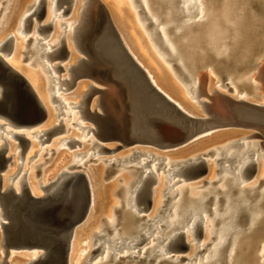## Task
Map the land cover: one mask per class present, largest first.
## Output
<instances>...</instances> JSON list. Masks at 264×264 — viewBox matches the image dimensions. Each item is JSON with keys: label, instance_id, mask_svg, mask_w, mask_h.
<instances>
[{"label": "bare ground", "instance_id": "6f19581e", "mask_svg": "<svg viewBox=\"0 0 264 264\" xmlns=\"http://www.w3.org/2000/svg\"><path fill=\"white\" fill-rule=\"evenodd\" d=\"M120 1H121V5H119V10L121 13H123L124 17L128 20L127 22L130 24V27H131V30L133 32L134 37L140 43L139 45L141 46V49H142L141 52H139L140 53L139 56H140V58H142V60L140 59L141 62L139 63V61L136 60L135 56L132 55V50H131V52L129 50L131 55L140 64L139 66H142V64H143L146 67L151 78L148 75L147 71L146 70L145 71H146L150 81L152 79V81L155 83L154 84L151 81L157 89H159L161 92L163 91L165 93L164 94L162 92L164 95H166L170 100H172L178 107L183 109L185 112H187L190 115H193L195 117H203V114L201 113L200 108H196V107L187 105L186 102H185L186 104L183 103L180 99V93H178V92L176 93L174 91V89L172 90V89H170V87L168 88L167 78L165 77L161 66H159V60L156 59L155 55L154 56L152 55L153 53H151L150 47H149L147 41L145 40L143 33H141V31L138 29L137 25L135 24V22L132 18V14L130 12V9H129L128 5H126L125 0H120ZM128 1L131 5V8L134 9L133 0H128ZM152 1H154V0H142L143 8L142 7L140 8L141 9L140 12H143V14H145V16L149 20L151 19L154 22V24L157 26V28H159L160 34L162 36L161 41L163 42V44L166 47V50H167L166 54L167 55L166 54L161 55L158 52V50L152 45V43H151L152 41H151V39H149V36H147V32L145 31V27L141 23V21L139 20V17H138V21L140 23V26L143 28L147 38L149 39L152 47L156 50V53L161 58V60H163L164 62H166V61L174 62L175 61V62H178L180 64V67L182 69L181 72L184 74V76H182V78L186 79V81L189 82L187 84H183L186 87L187 91L191 87V85H195L194 91L196 93H198L197 89H198L200 77H198L197 65L198 64L203 65L204 63L207 62V59H210L211 61L215 62V64H214L215 66H214L213 70L216 69L217 72L215 70H214V72L219 73L221 75V76L219 75V78L222 76L224 77V76L229 74V73L227 74V70H226L227 67L228 68L229 67L234 68L235 72H238L239 69L245 68L244 72L239 76V78H233L232 74H231V76H226L227 79L225 80V83L223 84L224 85L223 87H226V88H224L225 90L222 88L220 90H217L215 88L213 90H211V87L208 84V87H209L208 89L210 90L209 91L210 94H208V98L210 97V100H209L210 101V109L214 113V119L218 122H221V123H235L236 125L232 126L233 128H227V129L218 130V131L214 130V132H210V133L202 136L203 138L197 137L196 139L190 141L189 143H187L185 145L181 144L182 146L180 145V146H178V148L172 149L173 151L181 150L183 152L181 155H182V157H184V159H181V158L180 159H171V157L166 158L165 166H167V168H168L166 171L173 170V172L171 174H169V176L166 177V180L169 182L170 180H168V179H170V177H173L174 175H180L181 176L183 174L181 167L184 166L185 161L188 160V159H185V156L187 155V153L189 151L193 150L190 147L192 145L200 143L199 141H202L201 143L213 142L215 140L219 141L218 139L224 135H227V136L230 135L229 137H225V138H227V140L234 139L233 141H229V142H231L230 143L231 145L234 144L235 142H238L237 140H235V138H237V137L240 138V136H243V137H241L239 140H244V139L249 138V137H257V138H260L261 141L244 143L238 149H234V147L231 146V148L229 147L230 149L227 148L228 149L227 152L224 150V151L215 153L216 154L215 161L217 163H220V161L222 163V160L227 161V164H225V165L221 166V168H219V172L221 170L222 171H221V176L218 178V180L220 181V184L217 188L224 190L223 195L220 194L217 197L216 196L213 197L215 190H217V188L214 189L211 186L207 187L206 189L197 191V190H194L195 187H191V186L187 187V186L181 185L177 189H175L172 193H169V195L167 197H165L164 200L162 199L163 203L166 204V202L171 197L172 198L176 197V199L169 206L170 212H169V218H168V222H167V228L165 229V231L163 233H160V231L156 230L154 232L153 237L152 236L149 237V235H151V234H149L147 232H149V230L153 229V227H157L158 229H161V226L155 225L153 223V221H155V219L158 218L159 211L162 208H164V206H165V205L161 206V203H162L161 191H158V190L155 191L154 190L155 187L154 188L152 187V194L154 195V201L152 199V205L149 208L150 211L148 210L151 213V215H147V216L138 215L134 212V210L136 212L139 211V207L137 206L138 203L136 202V193H137V191H139L141 189V187L144 183V180L146 179V177L148 175L150 176L151 173H153L155 175L157 181H159L157 171H159L160 168H158V167L161 166V163L163 162V159H165V157L160 156L159 154H157L154 151H149L148 149L143 150V149H139V148L138 149L137 148H134V149L129 148L130 150H128V149H126L127 147L121 148L120 151H123L122 157L103 160L105 163H107V162L110 163L111 161L116 162V165H113L111 167V169H112L111 172H115L117 170V168H116L117 165H119L125 161L130 162V160L133 159V157H134L133 160L135 161V156H137V157L142 156L139 160V164L134 165V166L131 165V166H133V168L129 171V174H131L133 177L130 179V181L127 184L123 185L122 188L119 190L120 194H121L120 205L118 206L117 209H115V212H117L120 209L122 210L120 213V217L122 219L121 221L124 224L128 222L127 224H129V227L123 228L124 229L123 231H120V229H121L120 227H119L120 229L115 230L114 227H116V225L118 223V217L119 216L114 215V217H112V218H107L106 219L107 224L104 227H102L99 231L96 232L102 236V237H100V238H102V240L99 241V243L98 242L94 243V238H93V245L96 247L97 245L100 244V247L98 249L101 250L103 247L102 245L104 244L103 241H110V242H112V245H113V243H115L117 248L118 247L120 248V246H122V245H126V246L128 245V246L133 248V247H135V245H139L144 240L149 238L150 239L148 242L149 244H147L146 247L142 248L141 250L139 249L137 251H134V252L127 251L121 256L123 258L129 257L130 259H134L135 257H138L137 262H146V264L148 263V261L150 259L155 260L154 261L155 263H158L159 261H161V262H167V263H171V264H175V263L178 264V262H180L182 260V259H178L179 257L173 258V255L172 256H163V255H165V253L169 249V247L174 245L176 236L180 232H184L185 235L186 234H191V235L194 234V230L200 228L199 226H200V222L202 220L203 221V228H204V225H205V228L208 227L207 228L208 232L205 235V238L208 237V239H209L210 235H212V238L209 239L208 242L200 243V246H199V248H197V250L199 252L204 250L208 246V244H210L214 235L217 238V241L215 242V245L210 249L208 254H206L204 260L202 262H198L197 264H222L223 262H224V264H240L239 262H241V260H243L244 257L242 255H240L236 259L237 256L235 257V255H236L237 251L239 250V244L241 243L240 241H242L241 239L247 235H248V238H251V237H249V235H251V234H257L259 232H261V233L264 232V228H263L264 227V225H263L264 224V211L260 210V208H259V205L264 200V186L262 187V189H259V192H257L258 197H259L258 200L253 205H251L250 199L252 196H254V194H256L255 191H256V188L258 187V182L255 181V184H253L252 186H247V185L242 186L241 185V183L244 181V178L248 174L247 171H248V168L250 167V165L253 163V164H255V167H256V163L258 162V158H262V157L264 158V155H260L258 153L264 149V119H261V117L260 118H245V117H243L241 114H239L240 111H237L235 109L234 103L237 100L242 99V100H245L249 103L256 105V107H258L259 109L264 111V94H261V92H260V91H262V92L264 91V48L262 49L260 58H258V59L252 58L254 53H255V50L258 48L260 37L257 39L255 37L254 32L252 31V28H254V27H251V29L249 27V24H255L256 21H258V23L263 25L264 19L261 17L258 18V17L253 16V13H251V12L248 13L249 15L248 14L244 15L242 10H241V12H237V14H236V12L234 11V7H236L237 2L240 0H227L224 4V7H222L219 12H212L211 10L206 11V8L203 4L204 1L206 4V0H158V3H157L158 8H157L156 13L160 14L161 12L164 11V9H166L167 15L157 18V15L153 14L151 9H150V5H151ZM36 2H37V0H34L30 9L25 10L23 12V14L19 15V17L14 19V21H18L21 19L24 21L25 17L34 9ZM83 3H84V0H83V2L80 0L76 1V6H75L76 13H77V9H76L77 5L79 6V9H78V17L75 21H73L71 23L63 21L64 24L66 25L65 28L67 31H72L74 25L77 24V22L80 18V14H79L80 8L83 5ZM91 3L92 4L88 8L92 11L91 17L93 18V20H95L97 17L96 12H95L97 6L100 5L101 7H103V5L101 3H97L96 0L95 1L91 0ZM252 3L260 4L259 2L255 1V2H251L250 5ZM52 5H53V3H52ZM49 6H50V4H49ZM192 7H193V9H192ZM1 8L2 7H1V3H0V9ZM154 8H156V7H154ZM193 10H194V14H197L196 18H194V19L189 18V17L184 18L185 16L193 15V13H190ZM261 10H264V5L261 6ZM134 11L136 14L138 13V10L134 9ZM7 12L8 11H6V13ZM53 12H55V11H53ZM76 13H75V16H76ZM54 15H57V14H54ZM72 17H74V16H72ZM163 19L165 20V22L163 24L159 25V22ZM23 24H24V22H23ZM23 24H22V26H23ZM59 25L61 28L64 27L63 25H61V22H59ZM0 27H1V25H0ZM222 28L225 30L221 32ZM233 28L238 29V31H236L233 34L232 38H227L223 41L220 40L217 42L218 38L223 39L225 37H228L229 31L232 30ZM170 30L173 31V34H174L173 37H169L170 34L168 33V31H170ZM195 30H197V33L193 34V31H195ZM37 33H38V31H37ZM200 34H203L208 39L207 46L205 44H204V46L202 45L205 48L204 53L203 54H201V53L200 54H194V55L187 53L186 52L187 46L189 47V45H191V46L196 45L194 40H196V38ZM252 34H254V35L252 36ZM181 35H183V38L181 37ZM61 36L50 41V43H46L45 45H46L47 49L45 48V45H44L43 51H50L51 52L54 49H56L57 47H59ZM180 37H181V39L179 40L178 43L173 42L174 39H177V38L179 39ZM33 38L36 39L37 37H33ZM249 38H250V40H249ZM248 40L250 42L249 44H248ZM35 42H36V40H35ZM33 43H34V41H33ZM222 43H230L231 47L228 48L227 46L222 45L218 48V46ZM38 44H40V43H38ZM38 44H35L36 46L39 47V48L36 47V51L38 50V56L41 57L43 55L42 54L43 53V51H42L43 46H42V48H40V46ZM32 45H34V44H32ZM242 45H245V46L241 47ZM244 47H247V48L244 49ZM19 48L20 47L18 46L15 50L18 51ZM72 55H73L72 58L77 61V58L79 57V55H78V57H76L74 52ZM17 57H18V55H17ZM167 58H169V60H166ZM46 59H47V56L44 58V60H46ZM51 60H49V61H51ZM146 60H148L149 62L147 63ZM142 61H145V62H142ZM7 62H9L8 64L11 65V67H13L15 70L20 72L27 79V81L30 83L31 87L37 93L40 100L46 106V108L48 110L47 117L39 126H42L43 128H47L48 122L52 123V120H51L52 114L50 112L51 110L49 111V105H47L48 99L46 97V94H44V92H43L44 88L42 87V84L40 83L41 81L39 82V80H41V79H39L40 76L38 78V76L35 75V79H33L34 77H30L32 75H30V76L28 75L29 72L27 73L25 70H23L21 67L18 66V64H17L18 61L15 62L12 60H8ZM168 64L171 67L170 70L175 74L173 67L171 66L173 64L172 63H168ZM152 65L155 67V69H157V72L159 75L156 73H153V69L151 67ZM144 66H142V67L144 68ZM206 68L208 69V66ZM211 70H212V68H210V72H211ZM221 71L223 73L225 72V74H223ZM51 72L54 74L55 71L53 72V70H52ZM51 72H49V73L51 74ZM151 72L153 73V75ZM204 72H202V74ZM230 73H231V71H230ZM167 74H169V72ZM253 75L255 77H253ZM217 76H218V74H217ZM256 77H258L261 81L258 84L255 83L254 79H253ZM219 78L215 81V83H216L215 85H217L218 87H221V83H220L221 78L220 79ZM235 79H237V80H235ZM210 80L211 81L214 80L212 74H210L209 81ZM206 81H207V79H206ZM47 82H48V84L46 83L47 86H50V85L53 86L52 88H50V90H52V92H54L53 90L58 87V84H56V80L48 79ZM78 83H79L78 85L80 86L81 89L86 90L88 81L82 80V81H79ZM107 88L110 91L112 89V86L107 85ZM229 90H230V94H229V92H227ZM247 91H249V93ZM57 95L60 96L59 94H57ZM194 96H195V94H193V96H192L193 99H194ZM197 96H198V94H197ZM93 102L95 103V98L92 99V103ZM76 104H78V103L66 102L65 107L70 109L71 107H75ZM92 106H93V104H92ZM199 107H201V106H199ZM77 113H79V112L76 111L75 113H72L71 115H75ZM57 116H59V115H57ZM78 119H82V118L78 117L75 119V121H77ZM73 123H75V122H73ZM78 124H81V123H78ZM6 125H8V124H6ZM81 126H85V125H81ZM221 128H223V127H221ZM242 128L243 129H249L253 132L246 134L247 132H243V130H241ZM32 129H34V128H32ZM208 130H210V129H207L206 132ZM85 132H86V129H83V137H85L89 131H87V133H85ZM203 133H201V134H203ZM8 134L11 135L10 132H8ZM2 137L3 136H1V138ZM66 139H70V138H63L61 140H63V142H65ZM221 139H223V137ZM95 141H96V139H95ZM60 142H62V141H60ZM229 142H227V143H229ZM91 143H92V147H95L96 153L100 152V151H97L98 146L96 144H94L93 141H91ZM227 143H225L224 145H226ZM107 144H108V147H110V146L114 147L113 143H110V144L107 143ZM13 149L14 148L11 149L12 152H13ZM134 151H136L137 153L142 152L143 154H133ZM165 151H167V150H165ZM170 151H171V149H170ZM101 152H103V151H101ZM76 154H78V155L82 154L83 155L84 153L81 152V153H76ZM92 155H93V153L90 155V157ZM201 158L204 159V157H201ZM78 160L77 159L71 160V165L76 164L77 166H74V167H78V168L82 167L85 162H83L82 164H78ZM88 160H90V158H88L86 160V162ZM20 161H21V158H20ZM153 161H155V162H153ZM231 162H234V163H231ZM187 163H188V161H187ZM206 163H207V161H206ZM13 165L14 164H10L7 167V170L4 174V186H7L9 183L8 178H9V176H11V173L14 171ZM65 166H67V165H65ZM68 166H70V165H68ZM68 166L64 167L63 169H61L59 171V173L56 175L54 180L52 179V181H55V182L53 184H51L48 188H45V191L51 190L56 186L58 180L60 179V178L57 179L58 176L64 170H67ZM107 167H108V164L106 166V169H107ZM121 167H122L121 170L129 169L128 167H124V166H121ZM207 169H208V164H207ZM257 169L254 171V173L252 175H255ZM102 171H103V168L99 167V172H97V173L99 175H101ZM208 171H206L207 173L205 172L203 175L207 174V175L212 176L215 173V165L210 164V169H208ZM23 174L25 177V172ZM85 174L87 175L88 179L90 180V182L93 184V187H94V181H97V180H95L94 177L90 176L86 172H85ZM129 174L126 173L127 176H129ZM25 178H27V177H25ZM263 178H264V173H263ZM164 180H165L164 176L163 177L161 176V180L159 182L160 186H162V184L164 183ZM14 181H15L14 182L15 187L14 186L13 187L18 192L19 191V185L16 184L17 180H14ZM52 181H50V182H52ZM157 181L155 182V185H156V183H158ZM168 182H167V187H172L176 183H179L180 180H175L172 183V185H168ZM33 183H34V181H33ZM45 183H46V181H45ZM11 185H12V183H11ZM22 185H24V184H22ZM34 185H35V183H34ZM26 186H27V184H26ZM42 186H44V183H42V184L40 183L37 185V187L39 189L43 188ZM35 187L33 188L30 186L31 192L34 196H40V195L44 194L42 192H39L37 190V188H35ZM93 189L95 190V188H93ZM234 191L237 192L236 193L237 195L235 197H232L231 195ZM98 192L99 193L97 194V196L99 198L100 197L103 198L105 196V198L107 197L110 200L114 196L113 189L108 190V189H106V187L102 188L99 186ZM185 192H187V200H185L186 202L184 201V193ZM204 198L206 201L202 202V200ZM210 198L212 199V202H211L212 204L210 206V209H208L206 203ZM219 198L220 199L223 198V200H224V204L222 206V209H220V207H219V200H220ZM100 202L101 201H99V202L96 201V190H95L93 203H92V206L90 208V211H89L87 217L74 230L72 242H71V250L69 253L68 264H79L80 261L78 260V258H76L77 251L79 250V244H80L81 240L89 239V237H90L89 231H90V228L93 226L92 223L95 220V218H94L96 216L95 214H97V211L99 210V207L101 205V204H99ZM207 204H210V203H207ZM140 205H142V204H140ZM106 208L109 209V205H107ZM207 210L209 211V213L211 215L210 219L208 218V220H207V215H206ZM117 214H119V213H117ZM243 214H245L246 218H247L246 230L243 229V227H241L239 225L240 216H242ZM164 215H167V214H164ZM166 217H168V216H165V218ZM142 218H143V221H141ZM159 219H160V216H159ZM216 223L219 224L218 229L215 227ZM240 224L242 225L241 222H240ZM163 225H164V223H163ZM105 229L108 232L110 230H113V234L112 235L107 234L108 232L104 231ZM251 240H252V238H251ZM110 247H111V245H110ZM110 247H108L106 245V249L104 252L105 259H104L103 263L106 261H109L111 259V256L113 255L114 251L116 250V248L111 250ZM25 252L29 253L28 261L30 259L35 258L37 253H38L37 251H25ZM261 253H264V243L262 244ZM132 255H135V257H133ZM94 258H95V256L93 257V259ZM118 258H119V256L116 257V259L114 260L115 264L117 263L116 261L118 260ZM139 258H141V259L139 260ZM185 258H183V259H185ZM193 258L194 257H191V259H193ZM89 259L91 260V257H89ZM11 260H10V264H11ZM151 260H150V263H151ZM18 263H19V260L17 258L12 260V264H18ZM262 263H259V264H262ZM185 264H188V262Z\"/></svg>", "mask_w": 264, "mask_h": 264}, {"label": "water", "instance_id": "95a60500", "mask_svg": "<svg viewBox=\"0 0 264 264\" xmlns=\"http://www.w3.org/2000/svg\"><path fill=\"white\" fill-rule=\"evenodd\" d=\"M90 1L84 0L79 12L80 18L72 29L71 38L81 56L77 58L76 63L67 65V71H70L69 78L60 79L51 72L62 70V65L46 64V68L58 84V87L50 94L51 100L59 103V107H55L56 115L66 114L61 110L65 104L56 91H66L80 79L88 81L81 101L75 107L78 108L79 117L93 124V127L80 125V128L86 129L85 133L92 131L99 141H93L98 146L97 151L114 152L126 147L134 149L137 145L170 150L189 143L191 139L207 129L236 125L216 121L210 109V101L199 100L206 113L203 117H195L178 107L153 85L146 72L131 57L106 10L100 5L96 8L97 17L93 20L92 11L87 7ZM60 3H66L67 6L57 14V17L69 12L74 0H55L53 11L59 7ZM45 10L42 0H37L34 9L25 17L21 31H25L31 24V21L25 24L31 15L35 14L36 19H40L44 16ZM50 22L38 25L36 30L47 29ZM61 25L64 26L63 33L66 31V25L63 21ZM10 38L5 40L0 50L8 49L7 40ZM30 39L32 37L27 38L26 42ZM36 39L38 42L42 40V38ZM62 42L63 37L60 38L59 47L51 52L43 51L47 59H61L69 54L66 43ZM40 45L44 46L45 43L42 42ZM63 83L66 85L65 88H61ZM107 85L112 86L110 91ZM49 88L52 86L50 85ZM94 97L95 105L93 109H90ZM234 107L245 118L264 119V111L245 100H237ZM0 116L8 119L11 125L23 129L21 132L5 130L18 139L19 155L30 146V140L25 131L40 125L47 117V109L30 83L1 55ZM4 125L0 123V127ZM59 126L64 128L61 118L58 124L44 130L35 129L31 131V134L35 135L39 143H43L50 134L58 130ZM43 135L46 137L42 138ZM2 139L3 144L0 146V264H10L9 257L12 251L38 252L35 258L23 264H68L74 230L85 220L93 203L95 195L93 184L82 170H64L58 176L57 179H60L56 186L46 190L40 196H34L29 188L21 186L17 192L11 185L13 175L9 176L8 185L4 186V174L12 161L11 155L7 154V140L3 137ZM64 143L65 145L80 144V141L70 138ZM104 143H115V145L110 148L103 145ZM133 154L143 153L134 151ZM113 165H116L115 161L109 163L106 175L112 171ZM74 166L77 165L72 164L68 168ZM181 170L185 177H195L207 171V163L205 159L196 156L194 159L186 160ZM255 170V164L252 163L247 173L253 174ZM23 177L24 174L21 179ZM156 181L155 175L151 173L144 180L141 189L137 191L136 202L142 204L140 210L151 207L152 187ZM54 182L42 186L43 189ZM241 217L246 218V215L243 214ZM199 231L202 232V229H195L194 235H197ZM93 236L97 238L100 235L94 233ZM99 247L100 244L92 249L90 257L91 253ZM173 247L179 250L188 248L184 232L176 236ZM132 256L135 257V255ZM122 258L119 256L116 262ZM183 258L185 257L181 256L178 259ZM160 263L161 261L154 264Z\"/></svg>", "mask_w": 264, "mask_h": 264}, {"label": "rangeland", "instance_id": "374dc122", "mask_svg": "<svg viewBox=\"0 0 264 264\" xmlns=\"http://www.w3.org/2000/svg\"><path fill=\"white\" fill-rule=\"evenodd\" d=\"M76 1L77 0H74L72 9L69 12H65V13H63V15H61V17H57L54 14H59L67 6V4L66 3H60L59 7L55 10V12H53V5L55 2L53 0H42V3L46 7L44 16L40 19H36L35 14L31 15L28 18V20L25 22L26 24H28V21H31V24L29 25V27H27V29L25 31L21 32L19 29H21V27H22L23 20L21 19L18 21H14V19L19 17V15H22L25 10L30 9L34 0H0L1 7H2L0 9V25H1V27H0V39L1 40L0 41H3L5 39L11 37L9 40H7L8 49H5V50L1 49L0 55L5 60H12L15 62L18 61L17 62L18 66L21 67L23 70H25L27 73L29 72L28 75L29 76L32 75L30 77H34L33 79H35V75H37L38 78L40 76L39 79H41V80H39V82L41 81L40 83L42 84V87L44 88L43 92H44V94H46V97L48 99L47 105H49V111L51 110L50 112L53 115V116L51 115L52 123L48 122L47 128H43L42 126L38 125V127L36 126L37 128L34 127V129L31 128V129H27L25 131L27 137L30 140V146L28 147V149H24V151L21 155L18 154V151L20 150V147L18 146V139L12 137L7 132H5V129L10 130V131H15V132H21L23 129H21L19 127H15L14 125H11L9 123L8 119H5L4 117L0 116V123L5 124L3 126V128L0 127V146L3 144V139L1 138V136H3L7 140V143H6V145L8 146L7 154L11 155V161L12 162L10 164H14L13 165L14 171L11 173V175L13 173H15V171H17L18 165L21 164L20 169L14 178V180H17L16 184L19 185L18 180L21 177V175L25 172V177H27L26 178L27 182H28V180L31 182V183L28 182V186H31L33 188L36 186L35 188H37V190L39 192H42V193L45 192V189H43V188L39 189L37 187V185L40 183L41 184L44 183V185H46L50 181H52V179L54 180V178L56 177V175L59 173V171L61 169H63L64 167H67L68 165H71V160H74V159L78 160L79 159L78 164H82L83 162H85L82 167H79V168L78 167H70L67 169V171L82 170L83 172H86L90 176L94 177V179L97 180V181H94V188L96 190V201H98V202L101 201L99 203L101 205L99 207V210L97 211V214H95L96 215L94 217L95 220L92 223L93 226L90 228V231H89L90 237L87 240H81V242L79 244V250L77 251L76 258H78V260L80 261L79 264H99V263L100 264H115L114 260L116 259V257L123 255L127 251L134 252V251H137L139 249L141 250L142 248L146 247L147 244H149L148 242L150 239L148 238V239L144 240L142 243H140L139 245H135V247H133V248L128 246V245L127 246L122 245V246H120V248L119 247L117 248L115 243H113V245H112V242H110V241H103L104 244L102 243L103 244L102 245L103 247L101 249L102 251L98 249L99 251L96 250V251L92 252L93 254L91 253V260H90L89 259L90 252L95 247L93 245V238H94L93 235H94V233L99 231L102 227H104L107 224L106 223L107 218H112V217H114V215H117L120 217V213L122 210L120 209L117 212H115V209L118 208V206L120 205V200H121V194H120L119 190L122 188L123 185L127 184L130 181V179L133 177L131 174H129V171L133 168L134 165L139 164V160L142 156H139V157L135 156L136 162L133 160L134 159V157H133V159H131L130 162L125 161L126 163L123 162L124 164L121 163V164L117 165V167H116L117 170L115 172H110L106 175V166H107V164L109 165V162L105 163L103 160L122 157L123 151H120V149H119L118 151H115L113 153L112 152L111 153L110 152H104V151L103 152L100 151L101 153L100 152L96 153V149H95V147H92V143H91V141H95V139H96V137L94 135H92L93 134L92 131H89L86 134V136L83 137V129L79 128L80 125L93 127V124L90 121H87L86 119H78L77 121H75V119L80 116L79 113H77L75 115H71L72 113H75L76 111H78L77 107H71L70 109L63 107V111H65L67 114L66 115L60 114L59 116L56 115L57 109L55 107H56V104L58 102L53 101L50 98V94L52 93V90H50L49 86H47V84H48L47 80L53 79V78H52V75L48 72V70L46 68V64L62 65L63 66L62 70H57L55 72L53 71L55 76L60 77V79L69 78L70 71H67V65H71V64L76 63V60L72 58L73 52H74L76 57H78V55L81 56V54L76 50V48L74 46V41L71 38L72 31H66L65 33H62V28L59 25V22H61V21L71 23L77 19L79 6L77 5V7H76V9H77V13H76V10L74 8V5L76 6ZM80 1L83 2V0H80ZM96 1H97V3H101L103 5V7L105 8V10L108 14V17H109L111 23L113 24V26L116 28V30L122 36H127V33L129 32V34L132 36V38L134 39V41L136 43L135 45L137 47H139V50L141 52L142 49H141V46L139 45L140 43L134 37L133 32H132L131 27H130V24L127 22L128 20L124 17L123 13H121L119 10V5H121V1L120 0H96ZM226 1L227 0H206V4H205V1L203 2V4L206 8V11L211 10L212 12H219L221 10V8L224 7V4ZM255 1L259 2L260 4L252 3L250 5L251 2H255ZM125 2H126V5H128V7L130 9V12L132 14V18H133L135 24L137 25V27L141 31V33H143L144 38L150 47V51H151V53H153L152 55L153 56L155 55L156 59L159 60V66H161L163 73H164L165 77L167 78L168 88L170 87V89H172V90L174 89V91L176 93L177 92L180 93V99L183 103L186 102L187 105H190V106H193L196 108H200L203 116H206V113L203 109V106L201 103H199V100H204V101L209 102L210 97L208 98V94H210V92H209L210 90L208 89L209 88L208 84L211 87V90H213L214 88H216L218 90L221 88L222 89L226 88V87H223L224 86L223 84L225 83L226 78L225 77L223 78V76H222V77H220L221 78L220 79L219 78L220 74L216 73L217 72L216 69H214L216 72H214V70H213V68L215 66L214 65L215 62L207 61L203 65L202 64L197 65V70H198L197 73H198V77H200V78H199V85H198V89H197L198 93H196V97L193 99V97H192L193 93H189L187 91L186 87L183 85V84L189 83L186 81V79L182 78V76H184V74L182 72L180 73L179 70L174 66H173V70H174L176 75L170 70L171 67L169 66L168 63H173V62L172 61H166L167 62L166 63L163 60H161V58L156 53V50L152 47V45H151L149 39L147 38L143 28L140 26V23L138 21V17H139V20L141 22H147V20L142 17L144 15L143 12H139L136 14L134 11V9L138 10L140 8L138 5V2L134 3V9L131 8V5H130L128 0H125ZM52 3H53V5H52ZM49 4H50V6H49ZM262 5H264V0H240L237 2L236 7H234V11L237 14V12H241V10H242L244 15H247L249 12H251V13H253V16L258 17V18L261 17L264 19V10H261ZM154 7H156V8H154ZM157 8H158V4L155 3L154 1H152L151 5H150V9H151L153 14L157 15V18L167 15L166 9H164V11L161 12L160 14H157L156 13ZM6 11H8V12L6 13ZM75 13H76V16H75ZM72 16H74V17H72ZM196 16H197V14H193V15L185 16L184 18L189 17V18L194 19V18H196ZM49 21H51L49 24L50 26H48V28L45 30L44 29H40V31L38 30V33H37V30H36L37 26L46 24ZM121 22L124 23V25H126L128 32L122 27ZM164 22H165L164 19L161 20L159 22V25L163 24ZM249 27H250V29H251V27H254V28H252V31L254 32L255 37L257 39L260 37L259 38V44L260 45L258 44V48L255 50V53L252 57L254 59L255 58L258 59L261 57V52H262V49L264 48V23L262 25V24L258 23V21H256L255 24H249ZM154 29L155 28L153 25H149L148 27L145 28V31L147 33H150ZM224 30L225 29L222 28L221 32ZM236 31H238V29L233 28L232 30L229 31L228 37H225L223 39L218 38L217 42L220 40L223 41L227 38H232L233 34ZM168 33L170 34L169 37H173L174 34H173L172 30L168 31ZM195 33H197V30L193 31V34H195ZM254 34H252V36ZM61 35H63V42L62 43H66V47L69 51V54L67 56L61 58V59L60 58H54L52 60L51 59L44 60V58L46 57L45 53L41 57H39L38 56V50L37 51L30 50V49L34 48L35 42L33 43L32 40H29L28 42H26L27 38H29V37H37V38H43L42 42L50 43V41L56 39L57 37H59ZM181 37L183 38V35H181ZM181 37L179 39L178 38L174 39L173 42L178 43L179 40L181 39ZM155 38H156V40L151 39L153 44L156 46V48H158L161 55H165L167 53V51L161 47L160 38L158 37V35H156ZM250 38H249V40H250ZM249 40H248V44L250 43ZM132 41L133 40H131V44H133ZM194 41H195L196 47L198 46V48L200 49V53L203 54L204 50H205V48L203 46H204V44L207 46L208 39L203 34H200L196 38V40H194ZM32 44H34V45H32ZM200 45H203V46H200ZM222 45H225L228 48L231 47L230 43H222L218 46V48ZM18 46L20 48L17 51L15 49ZM243 46H245V45H242L241 47H243ZM246 48L247 47H244V49H246ZM131 50H132V48H131ZM133 53L136 56L138 55L135 51H133ZM17 55H18V57H17ZM49 60H51V61H49ZM146 62L148 63L149 61L146 60ZM207 66H208V69L206 68ZM151 67L153 69V73L158 74L157 69H155V67L153 65ZM164 68L169 72V74L171 76L169 74H167L168 72ZM210 68H212V70H213V71L211 70L212 73L210 72ZM227 68H226L227 74L228 73L229 74L226 76H231V74H232L233 78H239V76L244 72V69H245V68H242V69H239L238 72H235L234 68H232V67H229L228 69ZM230 71H231V73H230ZM202 72H204V73L202 74ZM153 73H152V75H153ZM210 74H212L213 79H214L212 81L211 80L209 81ZM217 74H218V76H217ZM223 74H225V72ZM253 77H255V76L253 75ZM218 78L220 79L221 87H218L217 85H215L216 84L215 81ZM206 79H207V81H206ZM253 79H254V82L257 84L261 82L258 77L253 78ZM82 80H85V79H80L79 81H82ZM235 80H237V79H235ZM85 81H87V80H85ZM78 82L76 84H73L71 87H69V89H67V91L57 90L56 94H59L64 99L65 102L79 103L81 101L83 93L85 92V89H81L80 86L78 85L79 84ZM65 86L66 85L64 83L61 84V88H65ZM227 92H229V94H230V90ZM247 92L249 93V91H247ZM260 92H261V94H264V91L263 92L260 91ZM197 94H198V96H197ZM92 104H93V106H92ZM94 105H95V103L91 102L90 109H93ZM199 106H201V107H199ZM45 108H46V106H45ZM47 114H48V110H47ZM68 114H69V116H68ZM60 118L63 119L64 128H63V126H59L58 130H56L54 133L50 134L48 139L45 142L39 143V141L35 137V135L31 134V131H33L35 129L44 130V129H48L49 127H52L55 124H58V121ZM73 122H75L76 124H72ZM78 123H81V124H78ZM6 124H8V125H6ZM227 128H233V127H223V128L215 127V128L208 130L207 132L206 131H204V133L202 132L203 134H201V133L198 134L197 136H195L191 140H194L197 137H202V136H204L210 132H214V130L218 131V130H223V129H227ZM241 130H243V132H247L246 134L253 132L249 129H243L242 128ZM229 136L230 135H228V136L224 135V136H222L223 139H221L222 137L218 139L219 141L215 140L213 142H207V143H201L202 141H199L200 143H198V144H195V145L191 144L192 146L190 148H192L193 150L189 151L187 153V155L185 156V159H193L196 156L204 157V159L207 161L208 169H210V164H214L215 165V173L212 176L207 175V174L206 175L202 174V175H197L195 177H190L191 178L190 179L188 177L185 178L184 177L185 175H183V174H182L183 176L182 175L181 176L180 175H174L173 177H170V179H168V180H170L169 182L166 180V177L169 176V174H171L173 172V170L166 171L168 168H167V166H165V163H166L165 160L167 157H171V159H180V158L184 159V157H182V155H181L183 152L181 150L173 151L172 149H171V151L170 150L168 151V149H167V151H165V150L155 149L153 147H147L146 148V147L139 146V145H137L135 148H137V149L139 148V149H143V150L148 149L149 151H154L157 154H159L160 156L165 157V159H163V162L161 163V166L158 167V168H160L159 171L156 170L158 172L157 175H158L159 181H157L158 183H156V185H155V183L153 184V188L155 187V189H154L155 191H157V190L161 191V201H162V199L164 200V198L167 197L169 195V193H172L175 189H177L181 185H184L187 187L188 186L195 187L194 190H197V191L206 189L209 186L216 189L220 184V181L218 180V178L221 176V171H222L221 170L219 172V168H221V166L227 164V161L222 160V163L220 161L221 164L217 163L215 161V157H216L215 153L221 152L224 150L227 152V150L230 149L231 146L234 147V149H238L244 143L261 141V139L257 138V137H249V138H246L244 140H239L241 137H243V136H240V138L239 137L235 138V140H237L238 142H235L236 144L234 143L231 145L230 144L231 142H229V141H233L234 139L227 140V138H225V137H229ZM45 137H46V135L42 136V138H45ZM63 138H75L78 141H80V144L79 143H72L70 145H65L63 140H61ZM60 141H62V142H60ZM227 142H229V143H227ZM225 143H227V144L224 145ZM103 145L108 147L107 143L106 144L104 143ZM113 145H115V143H113ZM12 148H14L13 149L14 153L11 151ZM129 148L131 149V147H127L126 149L130 150ZM81 152L84 154L83 155L82 154H79V155L76 154V153H81ZM90 153L91 154L93 153V155L91 157H90V155H91ZM258 153L260 155H264V149ZM20 158H21L22 162L20 161ZM88 158H90L91 161L88 160L86 162V160ZM153 162H155V161H153ZM231 163H234V162H231ZM65 165H67V166H65ZM131 165H133V166H131ZM121 166L128 167L129 169L121 170V168H122ZM99 167L103 168L101 175H99L97 173V172H99ZM208 169H207V171H208ZM256 169H257V171H256L255 175L248 174L244 178V181L241 183L242 186H244V185L252 186L253 184H255V181L258 182V187L256 188V191H255L256 194H254V196H252L250 199L251 205H253L258 200L259 197H258L257 192H259V189H262V187L264 186V178H263L264 158L263 157L258 158V162L256 163ZM126 173L129 174V176H127ZM161 176L162 177L164 176V179H165L162 186H160V183H159L161 180ZM14 180H13V182H14ZM175 180H180V182L176 183L172 187H167V182H168V185H172V183ZM33 181H34L35 185H34ZM45 181H46V183H45ZM99 186L102 188L106 187V189H108V190L113 189L114 196L110 200L107 197L105 198V196L103 198H101V197L99 198L97 196V194L99 193L98 192ZM236 193L237 192L234 191L231 196L235 197L237 195ZM220 194L223 195L224 190L217 188V190H215L213 197H215V196L217 197ZM175 199H176V197H174V198L171 197L166 202V204H164L162 201L161 206L162 205H165V206H164V208H162L163 210L161 209L159 211L160 219L158 216V218L155 219V221H153V223L155 225L161 226V229H158L157 227H153L154 230L151 229V230H149V232H147V233L151 234V235H149V237L150 236L153 237L154 232L156 230L160 231V233H163L165 231V229L167 228V222H168L169 212H170L169 206L172 204V202ZM185 200H187V192L184 193V201ZM153 201H154V195H153ZM203 201H206L205 198L202 200V202ZM211 202H212V199L210 198L207 201V203H210V204L206 203L208 209H210V206L212 204ZM140 204L141 203H138V205H137L139 208L142 207V205H140ZM223 204H224V200H223V198H221L219 200L220 209H222ZM107 205H109V209L106 208ZM259 208H260V210L264 211V200L259 205ZM148 210L149 209H143V210L139 209L138 212H136L135 210H134V212L138 215H144V216L151 215V213L149 212L150 210L149 211ZM117 213H119V214H117ZM164 214H167V215H164ZM206 215H207V220H208V218L210 219L211 215H210L208 210L206 211ZM165 216H168V217L165 218ZM119 217H118V223H117L116 227H114V228H115V230L121 228L120 231H123L124 230L123 228H128L129 224H127L128 222L125 224L122 223V221H121L122 219H121V217L120 218ZM141 221H143V218L141 219ZM239 221L242 223V225H241L239 222V225L241 227H243V229L246 230L247 218L241 217ZM163 223H164V225H163ZM218 225H219L218 223L215 224V227L217 229L219 228ZM199 227H200L199 229H202V232L199 231L197 233V235H194V234H192V235L186 234L185 235V241L188 243L187 249L179 250V249H175L173 246H171V247H169V249L166 251L165 255H163V256H172L173 255V258L181 257V256L186 257L185 259H182L180 262H178V264H185L187 262H188V264H197L198 262H202L206 256V254H208L210 249L215 245L217 238L214 235L210 244H208V246L204 250L199 252L197 250V248H199L200 243L208 242V240L212 238V235L209 236V239H208V237L205 238V235L208 232L207 231L208 227L205 228V225H204V228H203V221L202 220L200 222ZM104 231H107V230L105 229ZM107 234L112 235L113 230H110ZM100 237H102V236L100 235L99 237L94 238V243H97V242L99 243V241L102 240V238H100ZM249 237H251L252 240H251V238H248V235L244 236L241 239L242 240V241H240L241 244L244 240H248V241L250 240V241L247 242L246 244L242 245L240 250H238L236 255H235V257L237 256L236 257V259H237L241 254L247 253V256L245 258H243V260H241V262H239L240 264H257V262H259V259L257 258L258 248H259L260 244L264 242V232H262V233L259 232L257 234H251V235H249ZM106 245L108 247H110V245H111V247H110L111 250L116 248V250H115L116 252L114 251V253L111 256V259L109 261H106L103 263V261L105 259L104 252L106 249ZM93 255L95 256L94 259H93V257H94ZM28 257H29L28 252L12 251V254H11L9 259L13 260V259L17 258L19 260L18 264H23V263H26L28 261ZM191 257H194V258L191 259ZM137 258L138 257H135L134 259H130L129 257L122 258L116 264H144V263L146 264V262H137ZM12 260H11V264H12ZM261 260L264 261V255L261 256ZM154 261L155 260H151V263H149V264H154L155 263ZM160 264H171V263L161 262ZM222 264H224V262ZM262 264H264V262Z\"/></svg>", "mask_w": 264, "mask_h": 264}, {"label": "flooded vegetation", "instance_id": "af4514ba", "mask_svg": "<svg viewBox=\"0 0 264 264\" xmlns=\"http://www.w3.org/2000/svg\"><path fill=\"white\" fill-rule=\"evenodd\" d=\"M155 1V3H158V0H154ZM54 2H55V0H54ZM133 2L134 3H136V2H138V5H139V7L141 8H143V5H142V0H133ZM55 4V3H54ZM84 4V3H83ZM92 3H91V1H90V3L87 5V7H90V5H91ZM53 7H54V5H53ZM74 8H75V5H74ZM138 9V13L140 12V10L141 9ZM192 9H193V7H192ZM145 10V9H144ZM190 13H193L194 14V10L193 11H191ZM57 16V15H56ZM143 18H145L146 20H147V22H141L143 25H144V27L146 28V27H148L149 25H153L154 26V30L153 31H151L150 33H147V36H149V39H152V40H156V38H155V36L156 35H158V37L160 38V45H161V47L163 48V49H165L166 50V47H165V45L163 44V42L161 41V38H162V36H161V34H160V31H159V28H157V26L154 24V22L150 19H148L146 16H145V14L142 16ZM152 21V22H151ZM121 24H122V27L128 32V30H127V27H126V25H124V23H122L121 22ZM22 28V27H21ZM116 29V28H115ZM20 31H21V29H20ZM67 31V30H66ZM65 31V32H66ZM117 31V30H116ZM22 32V31H21ZM65 32H63V33H65ZM117 33H118V35H119V37H120V39H121V41H122V43L124 44V46H125V48L127 49V51L129 52V50H130V52H131V48H132V50L133 51H135L138 55L136 56L134 53H133V51H132V55L133 56H135V58H136V60L137 61H139V63L141 62L140 61V59L142 60V58H140V50H139V47H137L135 44V41H134V39L132 38V36L129 34V32L127 33V36H122L118 31H117ZM159 33V34H158ZM61 37H63V35L61 36ZM33 38V37H32ZM43 39V38H42ZM6 40V39H5ZM5 40H3V41H0V46L5 42ZM32 40V42L34 41L35 42V40H36V42H35V44H38V43H42V40L40 41V42H38L37 41V39H35V38H33V39H31ZM131 40H133L132 41V43L133 44H131ZM151 40V41H152ZM38 42V43H37ZM43 43H45L46 44V42H43ZM152 43V45L156 48V46L153 44V42H151ZM39 46H40V48H42V46L40 45V44H38ZM200 46H202V45H200ZM36 47H38V46H36V45H34V48H32V49H30V50H32V51H36ZM39 48V47H38ZM45 48L47 49V47H46V45H45ZM43 49H44V46H43V48H42V51H43ZM157 50H158V48H156ZM167 51V50H166ZM129 52V54L131 55V53ZM158 52H159V50H158ZM186 52L187 53H190L191 55H194V54H200V49L198 48V46L196 47V45H194V46H191V45H189V47L187 46V49H186ZM160 53V52H159ZM42 54H44V53H42ZM131 55V57L134 59V57ZM135 60V59H134ZM135 60V62L138 64V65H140L137 61ZM166 60H169V58H167ZM171 60V59H170ZM8 61V60H7ZM207 61H211L210 59H207ZM142 62H145V61H142ZM9 63V62H8ZM142 64V63H141ZM173 65H171L172 67L174 66V67H176L178 70H179V72L181 73V71H182V69H181V67H180V64L178 63V62H173L172 63ZM142 66H144L143 64H142ZM142 66H140L144 71L146 70L147 71V69H146V67L144 66V68L142 67ZM145 71V72H146ZM147 73H148V71H147ZM146 73V74H147ZM148 75H149V73H148ZM150 76V75H149ZM226 79H227V77L226 76H224ZM223 77V78H224ZM150 78H151V76H150ZM151 81H152V79H151ZM153 82V81H152ZM154 83V82H153ZM155 84V83H154ZM192 87V88H191ZM191 89L193 90H191L190 88L188 89V92L189 93H193L194 94V90H195V85H191ZM216 89V88H215ZM218 90V89H217ZM220 90V89H219ZM192 91V92H191ZM163 92V91H162ZM164 93V92H163ZM165 94V93H164ZM196 97V92H195V96H194V98ZM59 98L63 101V103L64 104H66V102L59 96ZM56 106L57 107H59V103H57L56 104ZM62 110H63V108H62ZM27 136V135H26ZM19 169H20V167H19ZM19 169H17V171L13 174V178H12V180H11V183H12V186H14L15 187V185H14V182H13V180H14V178H15V176H16V174L18 173V171H19ZM22 176V175H21ZM20 181V182H19ZM27 180H26V178L25 177H23V179H21V177L19 178V180H18V184H19V187H20V185L22 186V187H25V188H29L30 189V191H31V188H30V186H28V183L26 182ZM23 182V183H22ZM28 182H29V180H28ZM22 184H24V185H22ZM26 184H27V186H26ZM32 193V192H31ZM264 225V224H263ZM264 228V227H263ZM250 241V240H249ZM248 240H244L243 242H242V244L240 243L239 244V250H240V248L242 247V245H244V244H246L247 242H249ZM264 243V242H263ZM263 243H261L260 244V246H259V248H258V255H257V258L259 259V262H257V264H259V263H262V262H264L263 260H261V256L262 255H264V253H261V248H262V244ZM244 258L246 257V255H247V253H244V254H241Z\"/></svg>", "mask_w": 264, "mask_h": 264}]
</instances>
